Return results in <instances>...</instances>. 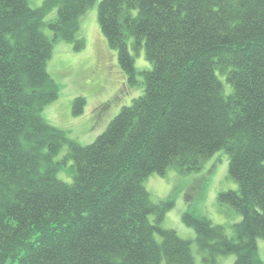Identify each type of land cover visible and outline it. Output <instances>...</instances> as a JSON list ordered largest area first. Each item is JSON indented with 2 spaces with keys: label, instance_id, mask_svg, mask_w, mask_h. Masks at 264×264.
<instances>
[{
  "label": "trees",
  "instance_id": "trees-1",
  "mask_svg": "<svg viewBox=\"0 0 264 264\" xmlns=\"http://www.w3.org/2000/svg\"><path fill=\"white\" fill-rule=\"evenodd\" d=\"M47 1L57 5L52 39L41 7L0 0V264H194L190 241L160 226L173 199L154 203L143 181L197 171L220 149L237 188L217 198L240 221L229 235L204 216L183 220L204 262L264 264V0H99L100 30L142 92L86 145L41 112L58 95L52 42L81 49L79 17L94 0ZM142 49L149 67L137 72ZM84 103L73 98L74 115ZM69 159L65 182L56 173Z\"/></svg>",
  "mask_w": 264,
  "mask_h": 264
},
{
  "label": "rangeland",
  "instance_id": "rangeland-1",
  "mask_svg": "<svg viewBox=\"0 0 264 264\" xmlns=\"http://www.w3.org/2000/svg\"><path fill=\"white\" fill-rule=\"evenodd\" d=\"M45 1L29 0V5L43 9L41 31L52 39L53 32L48 22L56 17L57 5L55 1ZM98 2L94 0L79 17L78 35L83 38L82 48L75 50L72 43L56 39L52 42V52L46 64L48 74L59 88L56 99L43 108L41 116L47 123L63 130L68 140L80 145L94 141L120 109L130 105L142 92L141 85L128 84L118 66L116 50L108 45L100 30ZM134 67L137 72L149 67L143 49L135 55ZM141 78L137 75V80ZM77 96H82L85 103L82 112L74 115L72 100ZM67 150L65 142L55 159L62 158ZM72 164V160H67L65 166L57 171V178L71 182L74 174ZM143 185L154 203L173 199V206L164 213L160 226L173 229L181 238L190 241L194 264L208 263L202 259L194 229L183 220L184 213L204 216L213 224L224 226L229 235L232 225L241 219L231 206L217 198L219 192L237 188V183L228 175V155L223 149L215 151L197 171L184 175L174 169H168L164 175L151 173ZM154 218V214L149 215L151 221ZM257 254L264 261V238H257ZM233 260L234 255H218L215 264H232ZM160 264H165L164 260Z\"/></svg>",
  "mask_w": 264,
  "mask_h": 264
}]
</instances>
